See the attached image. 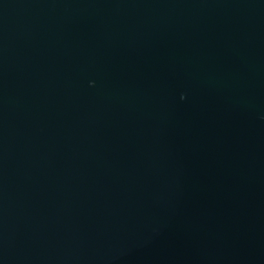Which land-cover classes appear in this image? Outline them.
Instances as JSON below:
<instances>
[{
    "label": "water",
    "instance_id": "water-1",
    "mask_svg": "<svg viewBox=\"0 0 264 264\" xmlns=\"http://www.w3.org/2000/svg\"><path fill=\"white\" fill-rule=\"evenodd\" d=\"M0 264H264V0H0Z\"/></svg>",
    "mask_w": 264,
    "mask_h": 264
}]
</instances>
